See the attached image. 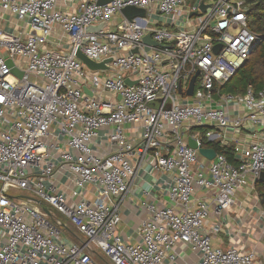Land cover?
<instances>
[{
  "label": "built area",
  "instance_id": "obj_1",
  "mask_svg": "<svg viewBox=\"0 0 264 264\" xmlns=\"http://www.w3.org/2000/svg\"><path fill=\"white\" fill-rule=\"evenodd\" d=\"M76 1V12L68 14L57 0H0V10L22 24L19 32L0 27V264H165L177 260L181 245L199 254L196 264H253L251 253L212 246L218 224L205 230L210 206L223 215L235 192L264 173V89L219 90L259 40L243 2ZM126 7L145 16L109 29ZM153 14L171 28L152 23ZM187 22L195 26L177 29ZM101 23L106 27L85 34V27ZM146 35L161 47L145 45ZM63 41L67 50L59 49ZM78 47L93 61L110 59L112 71H89L75 57ZM233 104L243 105V117L233 118ZM243 121L259 130L253 143L234 145L237 164L223 154L210 161L198 154L201 137L192 129L206 128L204 138L213 142V130ZM127 126H134V137ZM103 141L110 152H99ZM145 165L166 176L172 205L143 204L139 241L131 244L118 232L120 206ZM58 173L67 177L70 196L57 189ZM197 188L211 194V202L195 199Z\"/></svg>",
  "mask_w": 264,
  "mask_h": 264
},
{
  "label": "crops",
  "instance_id": "obj_2",
  "mask_svg": "<svg viewBox=\"0 0 264 264\" xmlns=\"http://www.w3.org/2000/svg\"><path fill=\"white\" fill-rule=\"evenodd\" d=\"M57 7L65 13L72 14L76 12L78 4L76 0H57ZM125 20V16L119 13L112 18L107 26L109 29H114ZM182 21L186 22L185 20ZM153 22L161 27L171 28L157 14H153ZM194 26L195 22H187L177 26V29L182 27L192 29ZM0 27L4 30L19 32L22 29V24L16 21L8 12L0 10ZM52 40L54 42L56 39ZM61 43L59 49L67 50L66 41ZM102 96L109 100L118 99V96L115 97L110 93H103ZM232 112L234 113L233 118L237 116L243 117L245 108L242 104H233L231 106ZM243 122L239 128L213 130L215 133L213 139L216 138L213 142L218 143L219 140H224L225 147L232 149L235 144L248 146L249 143H253L257 139L259 129L247 121ZM126 132L129 138L136 135L134 126H127ZM99 147L100 153L110 152V148L104 141ZM165 178L166 176L164 174L155 172L149 165H145L144 168L137 171V174L132 179L128 194L120 206L121 222L118 226V232L123 241L131 244L139 241L137 229L140 222L146 217L143 204H153L157 207H169L172 205L166 193V187L164 185ZM54 182L59 191L70 196L72 187L68 183L66 176L58 173L55 176ZM257 182L260 181L256 180L252 182L249 179L246 186L238 189L234 194L233 205L223 215L216 216L213 213L212 206H210L211 213L206 221L205 230L210 233V229L218 224L220 227L219 231L216 234H211V244L213 247L223 251L235 247L253 254V264H264V208L255 190V183ZM85 193L86 198L89 200L93 199L90 186L85 188ZM211 198V194L205 192V190L199 188L195 190V199H204L211 202ZM176 253L178 256L177 260L174 263H168L166 261L165 264H196L199 259V254L192 251L188 246H178Z\"/></svg>",
  "mask_w": 264,
  "mask_h": 264
},
{
  "label": "trees",
  "instance_id": "obj_3",
  "mask_svg": "<svg viewBox=\"0 0 264 264\" xmlns=\"http://www.w3.org/2000/svg\"><path fill=\"white\" fill-rule=\"evenodd\" d=\"M243 6L247 9L248 28L260 39L256 47L245 63L236 71L234 76L225 84L219 87L223 93L231 95H243L248 88L254 92L264 89V0H241ZM207 129L198 127L192 129V132H198L203 148H212L217 154H223L231 164H237L234 159L233 149L229 147H220L217 142H208L204 135ZM255 190L259 196L261 205L264 208V184L255 183Z\"/></svg>",
  "mask_w": 264,
  "mask_h": 264
},
{
  "label": "water",
  "instance_id": "obj_4",
  "mask_svg": "<svg viewBox=\"0 0 264 264\" xmlns=\"http://www.w3.org/2000/svg\"><path fill=\"white\" fill-rule=\"evenodd\" d=\"M110 0H99L98 4H104L109 2ZM200 10L201 12L205 11V6L201 5L200 6ZM123 16H125V19L128 21H131L134 18H143L145 16V11L141 10V9H136V8H132V7H126L124 9L121 10L120 12ZM197 13H192L190 14V16H196ZM106 24L105 23H101L98 25H90L85 27L84 32L85 34H94L97 33L98 31H100L101 29L105 28ZM86 40L82 41V45H85ZM143 43L145 45H153L155 47H161L160 44L154 42L151 40L150 36L146 35L143 37ZM220 46L217 45L214 47V52L217 53L219 50ZM133 52H136V50H134ZM75 57L76 59H78L89 71L92 72H98V71H112V68L107 67V64L111 61L110 59H106V60H102L99 62L93 61L91 59H89L88 57H86L85 55H83L79 49V47L76 49L75 51ZM7 65L8 67L11 69V73L16 75L17 77H21L22 76V72L18 71L16 68H14L13 66V62L11 60L7 61ZM198 72H195V74L191 77L189 85H188V89L185 92V95L190 97L192 96V92H193V85H194V81L195 78L197 76ZM126 84L131 85V82H129L128 79L125 80ZM180 91V90H179ZM84 92L88 95H91V93L84 89ZM188 145L189 147H191L192 149H197V141L191 138H188ZM198 154L200 156H202L203 158L207 159V160H212L215 155L216 152L211 149V148H199L198 149ZM258 180L260 182H262L264 184V173H261L259 175Z\"/></svg>",
  "mask_w": 264,
  "mask_h": 264
},
{
  "label": "rangeland",
  "instance_id": "obj_5",
  "mask_svg": "<svg viewBox=\"0 0 264 264\" xmlns=\"http://www.w3.org/2000/svg\"><path fill=\"white\" fill-rule=\"evenodd\" d=\"M260 39V38H259ZM27 195V192H22L19 196H26ZM75 233V232H73ZM100 254V253H99ZM101 255V254H100ZM102 256V255H101Z\"/></svg>",
  "mask_w": 264,
  "mask_h": 264
}]
</instances>
